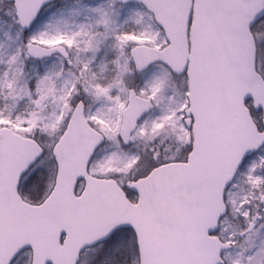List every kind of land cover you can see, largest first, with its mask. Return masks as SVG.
Segmentation results:
<instances>
[{
	"label": "snow or ice",
	"instance_id": "snow-or-ice-1",
	"mask_svg": "<svg viewBox=\"0 0 264 264\" xmlns=\"http://www.w3.org/2000/svg\"><path fill=\"white\" fill-rule=\"evenodd\" d=\"M0 264H264V0H0Z\"/></svg>",
	"mask_w": 264,
	"mask_h": 264
}]
</instances>
